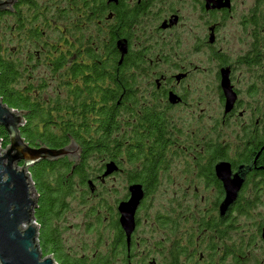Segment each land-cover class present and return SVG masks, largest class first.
<instances>
[{
    "label": "trees",
    "instance_id": "obj_1",
    "mask_svg": "<svg viewBox=\"0 0 264 264\" xmlns=\"http://www.w3.org/2000/svg\"><path fill=\"white\" fill-rule=\"evenodd\" d=\"M111 7L107 0H53L49 4L18 0L14 12H0V100L24 113L22 138L32 148L61 149L75 141L82 150L79 163L67 158L43 161L29 170L37 198L34 220L41 251L44 257L53 256L57 264H113V259L131 264L133 238L129 247L119 221L112 252L90 259L75 258L64 250L57 220L77 186L93 192V180L103 182L106 165L115 162L119 167L122 154L139 163V170L128 179L131 186L143 185L146 195L156 187L164 162V117L156 109L143 114L136 110L140 96L134 92V71L139 61L127 56L120 64L121 17L112 14ZM60 22L67 24L60 26ZM92 26L96 27L94 36L87 37L86 28ZM122 124H132L136 147L128 136L125 139ZM150 132L157 139L153 143L145 139ZM0 140L7 149L10 140L2 127ZM211 144L199 159L200 168L209 174L217 160L228 159L220 149L213 154ZM92 159L99 160V168L91 166ZM175 259L173 264H180Z\"/></svg>",
    "mask_w": 264,
    "mask_h": 264
},
{
    "label": "flooded vegetation",
    "instance_id": "obj_2",
    "mask_svg": "<svg viewBox=\"0 0 264 264\" xmlns=\"http://www.w3.org/2000/svg\"><path fill=\"white\" fill-rule=\"evenodd\" d=\"M107 4L113 6L112 14L116 12L121 17L116 24L120 29L118 42L125 41L128 46L125 57L133 56L139 61L134 71L137 76L134 92L140 96L136 110L140 114L155 109L161 112L166 128L165 149L170 146L171 134H175L171 128L178 132L180 127L176 124H189V117L174 121L172 113L187 107L190 96L192 99L193 90L187 88V82L203 74L200 68L203 58L211 65V93L219 109L213 124H241V131L236 133L239 141L236 148L219 138L211 144L213 154L220 149L228 159L217 160L212 174L208 169L197 171L202 185L213 193V200L204 232L189 243L195 244L194 250L189 252V245L182 247L177 242L175 249L173 245L175 251L169 249L167 256V264H173L176 257L180 264H235V213L241 208L257 206L264 193V0H254L253 7L246 9L245 5L240 7L244 3L238 0H117V3L107 0ZM187 11L196 15L199 23L188 26L184 19ZM231 21L236 25L243 49L227 46L230 37L226 27L233 24ZM118 52L121 61L122 54ZM155 64L157 67L165 64L169 70H154ZM225 79L234 99L229 108L223 88ZM146 96L144 102L142 97ZM201 99L199 96L195 102L198 110L193 116L195 124H203ZM145 136L147 143L157 140L154 132ZM197 154L198 162L203 153ZM221 162L231 165L233 175L241 167L246 174L237 201L224 216L220 214V206L226 193L215 169ZM197 165L202 164L198 162ZM263 230L264 223L258 228L262 244Z\"/></svg>",
    "mask_w": 264,
    "mask_h": 264
},
{
    "label": "rangeland",
    "instance_id": "obj_3",
    "mask_svg": "<svg viewBox=\"0 0 264 264\" xmlns=\"http://www.w3.org/2000/svg\"><path fill=\"white\" fill-rule=\"evenodd\" d=\"M52 1L42 0L44 4ZM238 1L240 4L244 3L240 5L241 8L244 5L245 9L254 5V0ZM184 19L186 24L188 21V26L199 23V18L189 11L184 12ZM231 23L233 24L226 27V33L230 37L227 46L231 48L239 46L243 49V42L238 40L236 25L234 21ZM66 24L67 22H60L58 25ZM94 30H96L94 26L86 28V36H94ZM210 67L211 65L203 58L200 64L203 74L200 76L197 74L192 81L187 82V88L193 90L192 99L190 96L187 107L172 113L174 121L189 117L187 120L189 124H176L180 127L178 132L171 128L175 134H171L170 146L164 152V162L157 184L155 183L156 187L150 189L136 214L137 228L129 258L131 264H149L153 261L156 264H167L169 249L174 250L177 242L182 247L189 245L188 251L191 252L195 244L189 243L197 240L204 232L206 227L204 223L212 212L213 193L210 189H205L200 182L197 171L201 165H197L200 163V160L196 161L199 157L197 152L202 151L204 154L208 149L207 144L215 142L217 138L236 148L239 142L236 133L241 131L239 130L241 124L225 126L213 124L215 117L219 115V109L216 107V97L211 93ZM165 69L169 70L165 64L154 67V70L159 71H166ZM40 74L43 75V72ZM199 96H202L203 124L193 122L195 120L193 116L198 112L195 102ZM142 100L146 102L147 96L142 97ZM121 127L124 137L128 136L135 146L132 124H122ZM0 145L6 150L2 140ZM126 146L127 144L124 148ZM121 162L120 172L109 176L103 182L93 180V192L88 187L82 188L78 185L74 196L66 201V210L62 212L57 222L64 250L75 258L92 259L112 252L116 236L115 225L119 221L117 209L121 202L129 198L131 184L128 175L136 169L139 170V166H136L139 163L130 162L124 154L121 156ZM90 163L94 169L100 166L97 159H92ZM92 174L96 175L93 170ZM91 176L90 179H94V175ZM235 214L233 236L235 261L238 255L236 263L264 264V244L258 239V228L264 223V193L261 194L260 203L257 206H250L248 213L246 210L245 213ZM113 264H123V261L113 259Z\"/></svg>",
    "mask_w": 264,
    "mask_h": 264
},
{
    "label": "water",
    "instance_id": "obj_4",
    "mask_svg": "<svg viewBox=\"0 0 264 264\" xmlns=\"http://www.w3.org/2000/svg\"><path fill=\"white\" fill-rule=\"evenodd\" d=\"M110 2L117 3V0ZM17 3L18 0H0V12H14ZM117 47L123 60L128 52L127 43L119 41ZM223 88L229 108L234 99L226 79ZM24 118V113L10 109L0 100V127L5 129L10 140L6 150L0 145V264H57L53 256L44 257L41 251L39 227L34 220L37 198L29 170L43 161L56 162L67 158L79 163L82 150L75 141L61 149L42 145L30 147L20 132L25 123ZM20 163H23V167L19 166ZM215 169L226 193L220 206V214L224 216L237 201L246 174L241 167L240 171L233 175L231 165L226 162L217 164ZM118 171L119 167L115 162L108 163L102 179ZM145 195L141 185H132L129 188V199L118 206L119 224L129 245L137 228L136 214ZM262 238L264 240V230Z\"/></svg>",
    "mask_w": 264,
    "mask_h": 264
}]
</instances>
